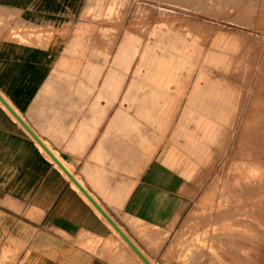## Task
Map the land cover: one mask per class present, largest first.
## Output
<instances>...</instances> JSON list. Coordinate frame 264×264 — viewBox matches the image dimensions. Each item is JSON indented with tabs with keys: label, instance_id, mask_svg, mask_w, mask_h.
I'll return each mask as SVG.
<instances>
[{
	"label": "rangeland",
	"instance_id": "374dc122",
	"mask_svg": "<svg viewBox=\"0 0 264 264\" xmlns=\"http://www.w3.org/2000/svg\"><path fill=\"white\" fill-rule=\"evenodd\" d=\"M0 38L52 46L59 92L103 103L78 115L123 111L125 138L139 144L140 159L180 183V212L167 232L135 226L153 264H264V161L245 163L238 151L250 98L264 102V0H88L58 27L38 29L0 9ZM216 116L218 129L207 123ZM120 244L109 249L140 264Z\"/></svg>",
	"mask_w": 264,
	"mask_h": 264
},
{
	"label": "crops",
	"instance_id": "0c3cea01",
	"mask_svg": "<svg viewBox=\"0 0 264 264\" xmlns=\"http://www.w3.org/2000/svg\"><path fill=\"white\" fill-rule=\"evenodd\" d=\"M87 1L0 0V9L32 28H56ZM57 60L52 46L0 38V96L147 258L135 226L157 229L156 236L167 232L180 212V183L165 179L153 159H140L139 144L125 138L118 118L123 111L118 117L78 115L75 110L103 103L85 93L59 92ZM246 97L238 99L231 132ZM218 106L223 117L226 104ZM0 107V264H8L9 253L14 264H135L128 251L109 249L116 242L145 264L1 102ZM207 123L219 128L217 116ZM240 149L245 163L262 165L264 102L257 94L244 114ZM238 151L229 161L235 162Z\"/></svg>",
	"mask_w": 264,
	"mask_h": 264
},
{
	"label": "water",
	"instance_id": "95a60500",
	"mask_svg": "<svg viewBox=\"0 0 264 264\" xmlns=\"http://www.w3.org/2000/svg\"><path fill=\"white\" fill-rule=\"evenodd\" d=\"M0 102L9 110V112L16 118L21 126L29 133V135L41 146L47 155L57 164V166L64 172V174L74 183L80 192L88 199V201L97 209V211L105 218V220L114 228V230L123 238V240L133 249V251L145 262L151 264L145 256L137 249L131 240L121 231V229L111 220V218L101 209V207L91 198V196L83 189V187L75 180V178L65 169V167L56 159L50 150L40 141V139L32 132L26 123L12 110V108L0 96Z\"/></svg>",
	"mask_w": 264,
	"mask_h": 264
},
{
	"label": "bare ground",
	"instance_id": "6f19581e",
	"mask_svg": "<svg viewBox=\"0 0 264 264\" xmlns=\"http://www.w3.org/2000/svg\"><path fill=\"white\" fill-rule=\"evenodd\" d=\"M254 187V186H253ZM238 189V188H237ZM239 190V189H238ZM247 191V190H246ZM246 193V192H245ZM236 195V194H235ZM245 195V194H244ZM238 211V210H237ZM252 212H254V211H252ZM247 216V215H246ZM246 220V219H245ZM112 227V226H111ZM113 228V227H112ZM114 229V228H113ZM116 232V231H115ZM223 232V231H222ZM118 234V233H117ZM120 236V235H119ZM120 238H122L121 236H120ZM250 239V238H249ZM122 240H123V238H122ZM124 241V240H123ZM125 242V241H124ZM126 243V242H125ZM127 244V243H126ZM128 245V244H127ZM129 246V245H128ZM130 247V246H129ZM131 248V247H130ZM138 250H139V248H137ZM131 250H133L132 248H131ZM140 251V250H139ZM134 252V251H133ZM141 252V251H140ZM135 253V252H134ZM136 254V253H135ZM137 255V254H136ZM138 256V255H137ZM139 257V256H138ZM140 258V257H139ZM146 258V257H145ZM141 259V258H140ZM147 259V258H146ZM142 260V259H141ZM148 260V259H147ZM143 261V260H142ZM149 261V260H148ZM144 262V261H143ZM150 262V261H149ZM145 263V262H144Z\"/></svg>",
	"mask_w": 264,
	"mask_h": 264
}]
</instances>
